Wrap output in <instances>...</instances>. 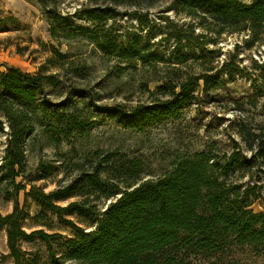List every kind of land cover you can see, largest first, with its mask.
Wrapping results in <instances>:
<instances>
[{
	"label": "trees",
	"instance_id": "16d2710c",
	"mask_svg": "<svg viewBox=\"0 0 264 264\" xmlns=\"http://www.w3.org/2000/svg\"><path fill=\"white\" fill-rule=\"evenodd\" d=\"M109 1L122 4L136 0ZM172 3L197 19L198 25L207 31L222 35L246 30L250 41L264 43V0ZM49 14L57 21L60 19L54 11ZM85 17L99 19L97 14ZM78 30L109 56L141 61L146 68L165 63L159 69L157 86L147 88L156 95L153 104L144 108L137 105L128 112L112 108L111 115L123 124H150L176 116L200 90L216 91L225 83V77L240 72L239 66L233 67L235 56L220 62L201 54L191 66L190 54L183 52L182 42L192 39L200 45L199 37L177 36L181 46L171 50L169 56H176L168 61L163 53L140 48V37L126 48L121 47L111 27L97 25ZM2 65L7 70H0V132L8 126L10 137L0 181L10 180L14 185L24 167L26 140L37 124L32 108L38 98H46L48 76L7 63ZM255 70L259 74L250 77L254 87L264 78V63H258ZM256 98L248 97L247 101L256 106ZM80 125L77 120L67 125L65 137L80 129ZM52 129V123L45 127L54 139ZM237 133L244 150L236 145L225 154L211 148L185 153L156 177H143L145 165L138 158L119 154L118 149H96L89 151L92 157L88 156L86 161L92 160L91 164L75 162L78 173L67 184L49 192L33 185L32 195L77 230L64 242V253L59 255L51 248V264H264V194L260 184L264 178V119L241 120ZM19 189L17 186L15 191ZM73 195L78 198L66 206L55 203ZM257 200L262 201L263 209L255 212L249 207ZM74 212L95 219L94 229L85 233L73 220L63 217V213ZM27 216L16 201L13 210L0 219V227L7 229L9 255L15 264H22L24 257L21 240L51 236L43 230L28 233L23 228Z\"/></svg>",
	"mask_w": 264,
	"mask_h": 264
},
{
	"label": "rangeland",
	"instance_id": "374dc122",
	"mask_svg": "<svg viewBox=\"0 0 264 264\" xmlns=\"http://www.w3.org/2000/svg\"><path fill=\"white\" fill-rule=\"evenodd\" d=\"M172 2L0 0V25H3L0 64L48 76L46 98H38L32 108L37 124L26 140L22 172L14 185L10 180L0 181V219L18 201L28 215L23 228L28 233L43 230L51 235L47 239L37 235L31 240H21L22 264H51V248L61 255L65 251L64 242L77 231L55 211L44 207L32 195V186L49 192L67 184L78 173L75 162L91 164L92 160L86 161L89 151L118 149L119 154L144 162L143 177H156L169 170L173 160L185 153L211 148L225 154L236 145L244 150L237 133L239 122L264 119V78L255 87L250 79L259 74L255 66L264 63V43L250 41L246 30L222 35L207 31L198 25L197 19L175 8ZM49 11L56 12L60 19L51 18ZM87 14H97L99 19L92 21L85 17ZM104 18H107L105 22ZM97 25L111 27L121 47L126 48L140 37V48L163 53L168 61L176 56V53L169 56L171 50L181 46L177 44V36L199 37L200 45L192 39L182 42L183 52L190 54L191 66L201 54L220 62L235 56L233 67L239 66L240 72L225 77V83L216 91L200 90L176 116L163 117L150 124H123L111 115L112 108L128 112L137 105L144 108L153 104L156 95L150 94L147 88L152 90L157 86L159 69L165 63L146 68L141 61L130 62L105 54L78 30V27ZM0 70L6 71L7 67L2 65ZM51 77L53 81H49ZM253 96L257 97L256 106L247 101ZM75 120L80 122V129L65 137L66 126ZM50 123L56 135L54 139L45 130ZM9 137L7 126L0 132V174L5 170ZM260 184L264 194V178ZM77 198L73 195L55 203L66 206ZM249 208L261 211L262 201H255ZM63 217L73 220L85 233L97 223L77 212L63 213ZM9 254L7 229L0 227V264H15Z\"/></svg>",
	"mask_w": 264,
	"mask_h": 264
}]
</instances>
